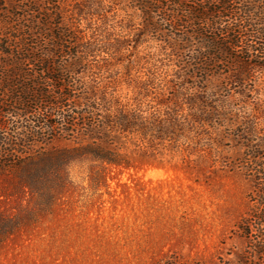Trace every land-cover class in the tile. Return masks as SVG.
<instances>
[{"label": "trees", "instance_id": "16d2710c", "mask_svg": "<svg viewBox=\"0 0 264 264\" xmlns=\"http://www.w3.org/2000/svg\"><path fill=\"white\" fill-rule=\"evenodd\" d=\"M125 1L126 9L120 7L121 0H99L104 7L97 13L80 10L69 21L62 18L66 14L54 0H28V50L25 43L18 48L1 41V47L17 52L1 54L22 64L27 60L18 54L27 52L28 66L40 69H31L27 79L21 72L17 74L28 85L14 83L8 76V90L0 91V97L21 105L24 116L33 114L29 107L33 104L37 120L22 127L24 134L11 137L3 131L5 122L0 121V176L6 175L14 188L48 200L53 180L62 182L64 167L76 159L90 158L103 168L127 169L132 159L198 161L209 167L237 168L252 192L249 212L236 225L246 244L236 264H264V133L257 125L259 117H264V107L261 100L255 101L261 109L250 107L247 100L240 104L242 99L233 100L228 88L239 86L237 93H244L241 88L246 89L248 62L257 57L259 49L264 51V0H243L232 11L234 18L225 17L234 22L226 28L216 19L239 0L206 1L221 9H212L205 0ZM182 8H188L187 16ZM127 9L141 13L139 23L130 20ZM155 10L157 15L175 16L164 19L172 27H196L195 36L204 26L216 33L200 43L198 51H187L186 61L182 58L172 67L159 54L155 61H145L139 50L143 38L162 33ZM115 19L120 20L118 27ZM235 23L247 32L255 31L244 47L246 58L229 62L226 58L242 44L240 37L234 41L225 38ZM179 42H169L172 52L185 50L181 44H187V39ZM151 56L154 59L155 54ZM65 57L67 62L62 60ZM198 73L220 79L225 74L223 86L210 89L207 79L197 80ZM0 117H4L2 109ZM58 139L69 140L73 146L51 147ZM34 143L45 144V148L35 151ZM220 147H232L236 157H220ZM96 177L102 179L103 175ZM13 223L0 219V242L13 232Z\"/></svg>", "mask_w": 264, "mask_h": 264}, {"label": "rangeland", "instance_id": "374dc122", "mask_svg": "<svg viewBox=\"0 0 264 264\" xmlns=\"http://www.w3.org/2000/svg\"><path fill=\"white\" fill-rule=\"evenodd\" d=\"M54 1L66 14L62 18L67 17L69 21H73V16L77 18L80 10L97 13L104 7L99 0ZM200 1L204 2L194 0ZM206 1L212 9H221L208 3L214 0ZM241 3L243 0L230 5L216 22L225 28L234 23L225 17L234 18L232 11L239 9ZM120 5L126 9L128 4L121 0ZM186 11L188 8H182L184 16ZM155 13L162 33H149L143 38L139 50L145 61H155L159 54L163 63L172 67L182 58L186 61L187 51H198L200 43L216 33L204 26L195 36L196 27L186 24L172 27L164 19H176L175 16L157 15L158 10ZM126 14L136 24L141 20L139 11L127 9ZM115 21L118 27L120 20ZM231 29L230 36L225 38L234 41L240 37L242 44L226 58L229 62L246 58L248 52L244 47L255 31L247 32L237 23ZM9 35L19 40H9L6 37ZM182 39L188 41L181 44L185 50L172 52L169 42L180 43ZM1 41L18 48L25 43L28 50V0H0ZM254 48L258 49V45ZM2 51L17 54L0 46V91L8 90L5 83L8 76L14 83L28 85V80L17 74L21 72L27 79L31 69L40 68L28 66L27 52H19V58L27 61L18 64L15 59L6 60ZM62 60L68 61L66 57ZM248 65L246 89L241 88L244 93H237L239 86L228 85V88L232 89L233 100L242 99V105L247 100L250 107L261 109L255 101L261 100L264 107V51L259 49L257 57ZM197 78L202 81L203 73H198ZM222 78L225 74L221 79L208 76L204 80L207 79L210 89L216 90L223 86ZM245 93L249 98L245 99ZM2 103L4 117L0 121L5 122L3 131L9 137L24 134L22 127L37 120L33 104L29 105L33 114L24 116L21 105L0 97ZM257 125L264 133V117H259ZM44 145L34 143L32 147L36 151L44 149ZM50 146L63 149L72 147L73 143L58 139ZM235 154L232 147H220V157L233 160ZM129 165L127 169L103 168L90 158L73 160L64 167L62 182L53 180L55 186L48 193V200L43 195L14 188L6 175L0 176V219L14 220L13 232L0 242V264H236L246 249L236 225L249 212L252 192L240 170L219 164L209 167L207 162L198 161L185 164L181 160L156 163L132 159ZM99 174L103 175L102 179L96 177Z\"/></svg>", "mask_w": 264, "mask_h": 264}]
</instances>
